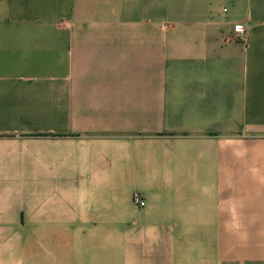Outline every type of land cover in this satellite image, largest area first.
Wrapping results in <instances>:
<instances>
[{"label":"crops","instance_id":"1","mask_svg":"<svg viewBox=\"0 0 264 264\" xmlns=\"http://www.w3.org/2000/svg\"><path fill=\"white\" fill-rule=\"evenodd\" d=\"M0 264H264V0H0Z\"/></svg>","mask_w":264,"mask_h":264},{"label":"built area","instance_id":"2","mask_svg":"<svg viewBox=\"0 0 264 264\" xmlns=\"http://www.w3.org/2000/svg\"><path fill=\"white\" fill-rule=\"evenodd\" d=\"M224 12H227V9L224 8ZM234 34L235 38L239 39L240 41H244L246 37V23L243 22H236L234 24ZM134 203L139 207L143 208L146 204L144 200L141 199L139 194H134L133 196Z\"/></svg>","mask_w":264,"mask_h":264},{"label":"rangeland","instance_id":"3","mask_svg":"<svg viewBox=\"0 0 264 264\" xmlns=\"http://www.w3.org/2000/svg\"><path fill=\"white\" fill-rule=\"evenodd\" d=\"M25 235V240L30 241L31 240V235L32 234H24ZM16 239V238H15Z\"/></svg>","mask_w":264,"mask_h":264}]
</instances>
